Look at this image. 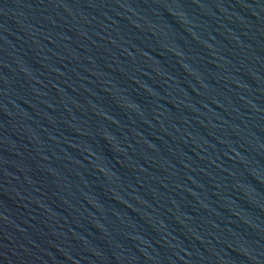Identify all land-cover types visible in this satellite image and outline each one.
<instances>
[{
	"label": "water",
	"instance_id": "water-1",
	"mask_svg": "<svg viewBox=\"0 0 264 264\" xmlns=\"http://www.w3.org/2000/svg\"><path fill=\"white\" fill-rule=\"evenodd\" d=\"M0 264H264V0H0Z\"/></svg>",
	"mask_w": 264,
	"mask_h": 264
}]
</instances>
